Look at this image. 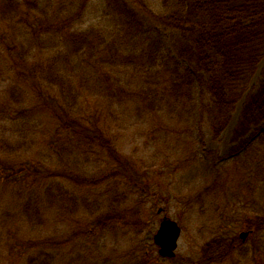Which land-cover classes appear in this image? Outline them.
Returning a JSON list of instances; mask_svg holds the SVG:
<instances>
[{
    "label": "trees",
    "instance_id": "trees-1",
    "mask_svg": "<svg viewBox=\"0 0 264 264\" xmlns=\"http://www.w3.org/2000/svg\"><path fill=\"white\" fill-rule=\"evenodd\" d=\"M92 1L0 0V83L13 81V87L3 88L6 93L0 102V134L12 131L8 127L15 123L21 133L33 129L35 135L29 133L30 136L42 139L32 143L24 140L26 148L34 149L18 153L13 159L10 138L0 135V190H13V201L2 208L17 209H10L12 214L4 211L6 222L34 226L47 224L53 208H57L56 217L64 214L68 208L64 202L66 195L75 197L64 184L67 171L61 170L55 159L68 152L88 154L91 150L98 154L100 165L105 161V153L119 160L112 172L94 181L80 175L72 164V171H76L73 178L81 189L97 186L107 176L118 191L110 202L104 203L96 225L103 231L115 224H125L130 215L134 219L128 222L137 234L144 233L148 224L140 216L144 210L141 205L152 195L148 170L161 166L166 147H173L170 144L178 152L180 168L188 164V158L195 159L191 139L195 110L208 123L213 137L218 138L242 100L231 153L237 154L246 147L245 166L250 165L254 176L264 170V70L257 83L251 85L264 57V0H162L167 7L162 14L153 8L155 0L150 1L151 6L144 0H97L92 5L94 10L99 7L101 13L94 15L101 20L108 17L110 28H102L101 21H92L85 28L83 17L90 15ZM56 37L65 44L66 51L56 48L57 57L49 68L30 59L29 45L51 42L56 46ZM50 54L53 55V49ZM57 77L63 83V98L46 95ZM42 78L49 80L48 86L42 84ZM27 79L30 85L25 89L26 85L20 84ZM30 88L36 93L34 102L27 92ZM82 89L89 90L82 102H92L93 96L99 95L95 103L100 109L94 111L100 114H92L93 126H89V119L83 120L86 114L72 115ZM130 107L138 118L141 115L137 110L148 116H161V122L153 127L161 136L152 142L164 154L161 157L157 151L151 163L144 162L133 172L113 147L114 135L105 128L110 124L104 127L97 120L111 116L126 122L117 114L122 111L129 115ZM132 120L127 118L128 123ZM261 129V137L251 141ZM18 148L22 146L18 144ZM241 158L231 166L238 167ZM165 161V166L173 162L168 156ZM105 167L106 163L102 169ZM216 181L213 179L214 184ZM260 181L263 183L264 178ZM130 206L132 211H128ZM233 222H237L236 217L224 221L220 234L203 245L202 259L194 264H214L238 251L244 253L241 249L246 244L233 231ZM243 222L251 234L259 237L256 246L264 247V214ZM13 239L14 236L8 239L9 250L20 248L21 253L28 254L41 250L31 259L32 264L52 261L53 252L43 249L50 248L48 240L10 242ZM156 260L146 252L130 263L153 264Z\"/></svg>",
    "mask_w": 264,
    "mask_h": 264
},
{
    "label": "rangeland",
    "instance_id": "rangeland-1",
    "mask_svg": "<svg viewBox=\"0 0 264 264\" xmlns=\"http://www.w3.org/2000/svg\"><path fill=\"white\" fill-rule=\"evenodd\" d=\"M144 1L148 6H151L150 1L152 0ZM159 1L155 0L153 8L162 14L167 10V7L162 3V0L158 3ZM96 3L97 0L91 2L90 15L82 16L87 23L84 27L86 28L92 21H101L103 23L102 28H110L108 17L101 20L94 15L101 13L99 7L94 10V5L92 4ZM56 41V46L51 42L44 46L29 45L28 49L32 52L30 53V59L32 61L37 59L38 63H42L49 68L58 53L56 48L66 51V46L62 40L56 37ZM52 49L53 55L51 56L50 52ZM263 70L264 57L258 65L251 85L254 86L257 83ZM15 80L18 81L17 79ZM27 81L29 82L30 80H22L20 86L24 87L26 85L25 89H28L30 83H27ZM40 81L44 86L49 85L47 78H42ZM52 83H54V86L52 90L46 91V95L53 96L56 94L63 98L60 93L63 90L60 89L62 88V81L57 77ZM0 85H3L2 87L0 86L1 102L4 100L6 93L3 88L5 86L10 88V85L13 87V81L9 80L8 82L0 83ZM27 92H29V96L31 94L34 102L36 99L35 91L30 88ZM87 92L89 90L82 89L72 115L83 116V114H86L87 117L83 120L89 119V126H93L95 122L93 121L94 118L91 119L92 114H100L99 112L95 114L94 111L95 109H100L95 103V99L99 95L93 96L92 102H82V99L85 100L84 94ZM242 102L243 100L238 103L233 118L218 138L213 137L208 123L201 119L199 110H195L192 113V124L194 125L193 138L191 139L193 141L192 149L195 159L190 160L188 158V164L184 168L182 167L183 169L180 168V162L176 159L179 156L173 144H170L173 147H166L167 151H165L164 157L163 152H160L159 148L152 142L155 137L161 136V132L155 131L157 128H153L155 124L161 122V116H148L145 112L137 110V113L141 115L138 118L133 113L134 109L130 107L127 110L129 115H125L122 111H118L117 114L118 118L124 119L126 122H119L115 117L111 116L106 117V120L104 117H98L99 125H104L105 127L106 124H110L109 127L105 128H108L110 135H114L116 142H114L113 147L121 154L122 159L126 161L122 163L128 166L130 172H133L137 166H144V162L151 163L157 151L161 153V157H164L163 161H161V166L159 165L147 172V179L150 182L149 189L152 195L148 201L141 205L144 210H142V214L140 213L141 218L148 224L147 229L144 233L137 234V229L128 222L134 219L129 215V219L125 224H115L103 230L105 232L100 231L96 225L97 214L104 211L103 208L106 206L104 203L110 202L112 195L118 191L114 183L107 180V176L106 179L101 178L102 182L97 186L81 189L73 178L76 171L73 172L72 168L74 165L78 169L77 172L81 173L80 175L90 181H94L97 177H102L112 172L115 162H119V160L113 158L110 154H103L106 167L102 169L104 163H101V165L97 163L99 160L96 151L88 150V154H85V152L79 154L68 152L67 154H62L61 158H56L55 161L61 170L67 171L68 177L64 179L65 187L67 192L74 195L75 198L72 199H76L79 204L76 205L66 195L64 202L68 206L67 210L61 216L56 217L57 212L55 211L57 208H53L48 215L49 222L47 224H34L32 226L25 225V223L15 225V223H10L12 221L6 222L8 219L4 216V211L11 213L10 209L15 212L17 209L14 206L8 209L2 208V206L13 201V190H0V264H32L31 259L41 251L37 250L36 254H28L23 253V251L21 253L20 248H14L12 249L13 251L9 250L8 239L11 236H14L15 239L34 243L41 240H48L47 244L51 242L50 248H43L45 252L52 251L54 254L50 264H132L130 261L137 260L138 255L146 252L157 258L153 264H194V262L202 259L200 253L203 245L215 235L220 234L221 225L228 218H237V222L232 223L234 232L240 233L242 230H246L244 222L242 223L244 219L264 214V182L260 181L261 178H264V170H260L254 176L251 173L252 168L250 165L248 167L245 166L244 151L246 147L237 154L231 153L233 148L231 141L233 129L237 123ZM127 118L133 119L129 123L134 122V124L130 125L127 122ZM50 119L49 117L48 121ZM45 122H47L46 118L43 123ZM10 126L8 129L13 132L10 131L0 135L10 138L13 159H16L23 152H30L34 149V147L30 146L26 148L24 140H29L31 143L36 139L38 141L42 140L39 137L30 136L29 133L32 136L35 135V130L33 129H26V133H21L20 130L18 131V124L14 123L13 127ZM262 131L263 129L256 131L251 141L259 139ZM174 140H176V137ZM18 144L22 148H18ZM97 149L98 151L100 150L99 147ZM85 156L89 158L85 159ZM167 156L173 162L166 164V168L164 163L167 162L165 161ZM240 157H242V163L238 167H234V164L231 166ZM132 163H134L135 167ZM120 168L119 170H121ZM213 179H217L215 184ZM121 183H124V181L121 180ZM128 189L127 187L125 190ZM134 194V199L137 200L136 193ZM98 202L101 204L99 207ZM159 207L164 209L161 214H158ZM132 208L133 206H130L128 211H132ZM165 216L177 220L182 228L177 255L172 260L159 257L153 240V236L159 227V221ZM15 239L10 242H14ZM261 240L264 241L263 239ZM258 241V236L250 234L245 241L247 242L246 245L241 249L245 250L243 254L238 251L232 257L214 264H264V253L261 252L264 251V247L261 245V250H259L260 248L256 246L259 245Z\"/></svg>",
    "mask_w": 264,
    "mask_h": 264
},
{
    "label": "water",
    "instance_id": "water-1",
    "mask_svg": "<svg viewBox=\"0 0 264 264\" xmlns=\"http://www.w3.org/2000/svg\"><path fill=\"white\" fill-rule=\"evenodd\" d=\"M163 212V208L158 209V214ZM182 229L179 223L171 218L163 217L159 221V227L154 234V243L158 248V254L163 258H174L178 248V241ZM245 237L247 233H244ZM244 237V238H245Z\"/></svg>",
    "mask_w": 264,
    "mask_h": 264
},
{
    "label": "flooded vegetation",
    "instance_id": "flooded-vegetation-1",
    "mask_svg": "<svg viewBox=\"0 0 264 264\" xmlns=\"http://www.w3.org/2000/svg\"><path fill=\"white\" fill-rule=\"evenodd\" d=\"M240 236H241V237H245V234H244V233H240Z\"/></svg>",
    "mask_w": 264,
    "mask_h": 264
}]
</instances>
